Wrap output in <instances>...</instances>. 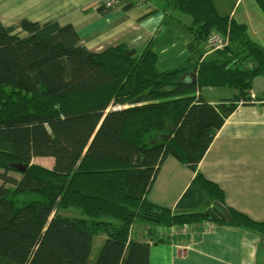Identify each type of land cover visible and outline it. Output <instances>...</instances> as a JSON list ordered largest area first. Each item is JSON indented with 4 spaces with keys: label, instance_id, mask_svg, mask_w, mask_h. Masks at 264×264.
<instances>
[{
    "label": "trees",
    "instance_id": "obj_1",
    "mask_svg": "<svg viewBox=\"0 0 264 264\" xmlns=\"http://www.w3.org/2000/svg\"><path fill=\"white\" fill-rule=\"evenodd\" d=\"M163 1L190 17L192 55L164 69L151 41L139 51L124 42L92 51L71 25L0 21V264H149L152 240L185 238L162 236L157 227L203 221L252 231L264 242V221L227 206L201 173L178 211L146 197L167 156L196 170L237 105L257 99L251 83L264 76V46L244 23L219 14L213 0ZM255 1L264 13V0ZM212 33L229 42L203 57L198 48ZM194 69L196 81H186ZM205 86L235 93L213 104L199 93ZM36 156L52 157V166L32 163ZM21 193L31 199L16 206ZM214 202L230 222L211 214ZM70 208L80 214L66 215ZM138 221L150 226L144 240L133 236ZM99 232L105 239L90 262Z\"/></svg>",
    "mask_w": 264,
    "mask_h": 264
},
{
    "label": "crops",
    "instance_id": "obj_2",
    "mask_svg": "<svg viewBox=\"0 0 264 264\" xmlns=\"http://www.w3.org/2000/svg\"><path fill=\"white\" fill-rule=\"evenodd\" d=\"M242 1L213 3L219 14L244 23L251 39L264 46V13L255 0ZM123 3L126 6L122 7ZM133 3L123 0L115 10L102 12L96 0H0V21L11 25L26 18L71 25L92 51L120 42L139 51L151 41L162 69L174 67L191 55L188 15L169 9L163 0H148L144 6ZM211 54L204 52L203 57ZM255 87L250 91L257 99L237 105L214 134L195 171L174 156L166 157L146 195L150 202L178 211V200L194 176L201 173L222 190L227 206L264 221V79L261 87ZM199 93L214 104L232 98L235 90L205 86ZM208 222L209 229L205 230V222L190 226L191 235L173 243L152 240L149 264H264L260 236L225 223ZM140 224L142 230L137 231L135 227ZM149 228V224L138 221L133 225V236L144 240Z\"/></svg>",
    "mask_w": 264,
    "mask_h": 264
},
{
    "label": "rangeland",
    "instance_id": "obj_3",
    "mask_svg": "<svg viewBox=\"0 0 264 264\" xmlns=\"http://www.w3.org/2000/svg\"><path fill=\"white\" fill-rule=\"evenodd\" d=\"M122 1L123 0H121V3H122ZM125 1H127V0H125ZM245 0H243L242 1V3L241 4H243V2H244ZM132 2H134L133 0H132ZM135 3V2H134ZM133 3V4H134ZM147 5H148V3H147ZM258 6V5H257ZM259 7V6H258ZM240 12V10L238 9V11H237V13H239ZM237 15V14H236ZM210 35V34H209ZM208 35V36H209ZM207 36V37H208ZM207 39V38H206ZM227 46V45H226ZM203 47V48H202ZM201 50V51H203V53L204 52H210V54L213 52V51H215V50H217V49H212L208 44H207V41L205 40V42H202L201 43V47L200 48H198V50ZM205 56H206V54H205ZM204 56V57H205ZM264 78H263V76L262 75H259V76H257V77H255V79L253 80V84L251 83V87L253 88V90L254 89H257L256 87H255V84L258 86V87H261V84H262V80H263ZM256 82V83H255ZM258 93H261V92H258ZM251 95H253L252 93H251ZM253 97H256L255 95H253ZM52 161H53V159H52V157H48V156H36V157H33V159H32V163H37V164H40V165H43V166H45V167H48V168H50L51 166H52ZM13 175H16L17 177H19V173H17V172H13ZM34 198V197H33ZM31 199V196L29 195V194H26V193H21V194H18V195H16L15 197H14V203H15V205L16 206H20L21 204H23V203H25L26 201H28V200H30ZM66 213V215H68V216H71L72 214L74 215V214H76V215H78V213L80 214V212L77 210V209H74V208H70V210H67V211H65ZM141 225V224H140ZM142 226L143 225H141V226H136L135 228H136V230L137 231H141L142 230ZM104 239H105V235H104V233H102V232H99V233H97L95 236H94V238H93V242H92V246H91V250H90V254H89V261L91 262V261H93L96 257H97V255H98V253H99V250H100V247H101V245H102V243H103V241H104ZM176 239V238H175ZM177 239H179V238H177ZM176 239V240H177ZM176 240H173L174 242L176 241Z\"/></svg>",
    "mask_w": 264,
    "mask_h": 264
},
{
    "label": "built area",
    "instance_id": "obj_4",
    "mask_svg": "<svg viewBox=\"0 0 264 264\" xmlns=\"http://www.w3.org/2000/svg\"><path fill=\"white\" fill-rule=\"evenodd\" d=\"M136 4L139 6L147 5L148 0H133ZM97 4L100 5V7L112 9L115 10L119 7L121 0H96ZM207 44L212 49H221L224 46H226L229 42L228 38L220 33H212L210 34L207 39ZM253 96V95H252ZM205 222V230L209 229L208 221ZM157 232L161 235L167 234L169 238H175L177 235H184L189 237L191 235V227L188 224H182L181 226H172L168 230H164V228L157 227Z\"/></svg>",
    "mask_w": 264,
    "mask_h": 264
},
{
    "label": "water",
    "instance_id": "obj_5",
    "mask_svg": "<svg viewBox=\"0 0 264 264\" xmlns=\"http://www.w3.org/2000/svg\"><path fill=\"white\" fill-rule=\"evenodd\" d=\"M196 69L192 70L190 73H187L184 75L185 80L189 82H195L196 81V75H195ZM211 214H213L216 218L226 220L228 222L231 221L230 214L228 210L222 206L218 202H214L211 206Z\"/></svg>",
    "mask_w": 264,
    "mask_h": 264
}]
</instances>
